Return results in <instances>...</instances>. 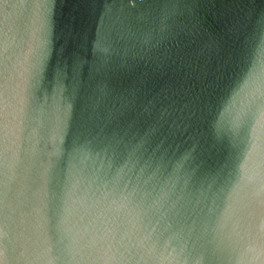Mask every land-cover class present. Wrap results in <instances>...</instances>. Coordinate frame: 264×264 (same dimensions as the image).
I'll return each mask as SVG.
<instances>
[{"label": "water", "instance_id": "obj_1", "mask_svg": "<svg viewBox=\"0 0 264 264\" xmlns=\"http://www.w3.org/2000/svg\"><path fill=\"white\" fill-rule=\"evenodd\" d=\"M0 264H264V0H0Z\"/></svg>", "mask_w": 264, "mask_h": 264}]
</instances>
